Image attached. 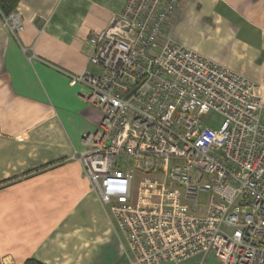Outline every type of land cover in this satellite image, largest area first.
Returning a JSON list of instances; mask_svg holds the SVG:
<instances>
[{"label":"built area","instance_id":"obj_1","mask_svg":"<svg viewBox=\"0 0 264 264\" xmlns=\"http://www.w3.org/2000/svg\"><path fill=\"white\" fill-rule=\"evenodd\" d=\"M184 1L127 0L89 34L98 72L65 73L102 116L74 157L130 264H204L211 251L220 264H264L260 87L167 35ZM4 18L15 36L25 27L16 10Z\"/></svg>","mask_w":264,"mask_h":264},{"label":"crops","instance_id":"obj_2","mask_svg":"<svg viewBox=\"0 0 264 264\" xmlns=\"http://www.w3.org/2000/svg\"><path fill=\"white\" fill-rule=\"evenodd\" d=\"M127 0H20L24 29L0 12V264H130L76 151L100 108L65 71L98 68L89 34ZM167 35L258 83L264 104V0H185Z\"/></svg>","mask_w":264,"mask_h":264},{"label":"rangeland","instance_id":"obj_3","mask_svg":"<svg viewBox=\"0 0 264 264\" xmlns=\"http://www.w3.org/2000/svg\"><path fill=\"white\" fill-rule=\"evenodd\" d=\"M6 21V20H5ZM205 121L207 124L209 125H212V126H218L220 121H221V116L219 114H215V113H210L209 115H207V117H205ZM139 177V175H138ZM136 192L137 190L134 189V192H133V201L136 200ZM207 192H202V203L203 204H206V201H207ZM200 258L201 256H198V257H194L192 259V262L194 264H197L199 261H200ZM129 263V262H128ZM204 264H220L216 255H215V252L214 251H211L208 256L205 258V261H204Z\"/></svg>","mask_w":264,"mask_h":264},{"label":"trees","instance_id":"obj_4","mask_svg":"<svg viewBox=\"0 0 264 264\" xmlns=\"http://www.w3.org/2000/svg\"><path fill=\"white\" fill-rule=\"evenodd\" d=\"M20 0H0V12L4 16H8L11 12L15 11ZM23 264H44L36 259L29 258Z\"/></svg>","mask_w":264,"mask_h":264}]
</instances>
